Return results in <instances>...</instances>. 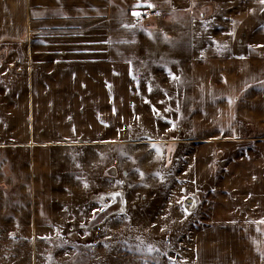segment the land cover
<instances>
[{"label":"crops","instance_id":"crops-1","mask_svg":"<svg viewBox=\"0 0 264 264\" xmlns=\"http://www.w3.org/2000/svg\"><path fill=\"white\" fill-rule=\"evenodd\" d=\"M250 3L251 22L244 0H0V226L108 191L189 217L204 195L208 264H264V0ZM85 23L107 29L95 41Z\"/></svg>","mask_w":264,"mask_h":264},{"label":"rangeland","instance_id":"rangeland-1","mask_svg":"<svg viewBox=\"0 0 264 264\" xmlns=\"http://www.w3.org/2000/svg\"><path fill=\"white\" fill-rule=\"evenodd\" d=\"M251 7L250 0H244L243 12L250 22ZM261 8L264 11V6ZM118 23L121 29L130 26L128 20ZM83 28L94 31L95 41L102 34L99 32L107 29L103 24L88 23ZM248 30L246 27L244 33L248 34ZM116 40L123 42V36H117ZM58 173L71 184L76 183V169ZM100 193L83 196L85 205L78 209L74 202L54 203L52 218L41 216L37 226H0V264H208L210 257L218 255V243L201 248L202 224L208 219L210 203L215 199L203 195L200 199L204 200L195 208L197 213L188 217L185 212L172 215V211H162L164 204L135 203L126 211L122 191H115L122 199L115 198V194L102 199L98 197ZM193 215L201 218L195 220ZM173 216L176 221H171ZM180 216L186 220L180 221ZM188 219L193 223L187 222ZM218 236L216 232L208 239L217 240Z\"/></svg>","mask_w":264,"mask_h":264},{"label":"built area","instance_id":"built-area-1","mask_svg":"<svg viewBox=\"0 0 264 264\" xmlns=\"http://www.w3.org/2000/svg\"><path fill=\"white\" fill-rule=\"evenodd\" d=\"M156 15V11L152 9H142L139 13L138 19L140 21H145L150 17H153Z\"/></svg>","mask_w":264,"mask_h":264},{"label":"bare ground","instance_id":"bare-ground-1","mask_svg":"<svg viewBox=\"0 0 264 264\" xmlns=\"http://www.w3.org/2000/svg\"><path fill=\"white\" fill-rule=\"evenodd\" d=\"M114 194H115V192H111V196H112V195H114ZM117 194H118V193H117ZM103 195H106V194L100 193V194H99V197H101V198H102V197H103ZM101 198H100V200H102ZM104 202H105V201H104ZM105 205H106V204H105ZM107 205H108V204H107Z\"/></svg>","mask_w":264,"mask_h":264},{"label":"snow or ice","instance_id":"snow-or-ice-1","mask_svg":"<svg viewBox=\"0 0 264 264\" xmlns=\"http://www.w3.org/2000/svg\"><path fill=\"white\" fill-rule=\"evenodd\" d=\"M149 7H151V5H149Z\"/></svg>","mask_w":264,"mask_h":264}]
</instances>
